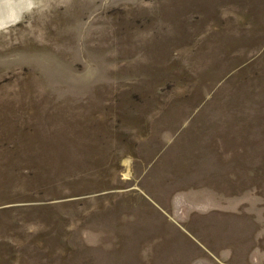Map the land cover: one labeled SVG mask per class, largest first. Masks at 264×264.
<instances>
[{
    "label": "rangeland",
    "instance_id": "374dc122",
    "mask_svg": "<svg viewBox=\"0 0 264 264\" xmlns=\"http://www.w3.org/2000/svg\"><path fill=\"white\" fill-rule=\"evenodd\" d=\"M7 1L0 264H264V0Z\"/></svg>",
    "mask_w": 264,
    "mask_h": 264
},
{
    "label": "bare ground",
    "instance_id": "6f19581e",
    "mask_svg": "<svg viewBox=\"0 0 264 264\" xmlns=\"http://www.w3.org/2000/svg\"><path fill=\"white\" fill-rule=\"evenodd\" d=\"M2 2H0V26L4 25L9 19L13 18L22 6V2L9 3L7 0H3Z\"/></svg>",
    "mask_w": 264,
    "mask_h": 264
}]
</instances>
